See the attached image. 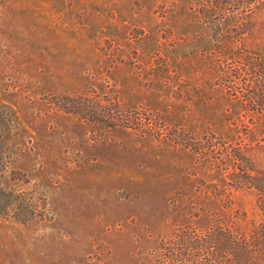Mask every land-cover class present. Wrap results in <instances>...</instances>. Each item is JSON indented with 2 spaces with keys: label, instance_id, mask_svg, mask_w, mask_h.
Here are the masks:
<instances>
[{
  "label": "rangeland",
  "instance_id": "obj_1",
  "mask_svg": "<svg viewBox=\"0 0 264 264\" xmlns=\"http://www.w3.org/2000/svg\"><path fill=\"white\" fill-rule=\"evenodd\" d=\"M225 8L0 0V264H192L184 235L263 221L264 0ZM61 95L142 126L95 130Z\"/></svg>",
  "mask_w": 264,
  "mask_h": 264
},
{
  "label": "trees",
  "instance_id": "obj_2",
  "mask_svg": "<svg viewBox=\"0 0 264 264\" xmlns=\"http://www.w3.org/2000/svg\"><path fill=\"white\" fill-rule=\"evenodd\" d=\"M208 1L218 6L215 15L220 16L227 11L226 6L240 0ZM211 13L214 14L213 11ZM211 17L212 14L209 15V19ZM229 20L228 16L227 22ZM211 22L214 23L212 20ZM59 105L67 108V112L79 116L95 130L106 132L116 126L130 127L140 124L142 126L138 114L124 108L117 101L104 103L97 98L61 95ZM256 111L260 114L262 108ZM118 121L121 122L120 125ZM252 188L261 194L257 203L263 213V221L252 223L246 233L236 234L224 218H219L215 228L205 231L200 236L184 235L180 238V245L193 252L197 251L192 254L183 253V256L188 258V262L192 264H264V184L253 185ZM15 196L12 191L4 189L0 181V217L9 215L12 206L10 204Z\"/></svg>",
  "mask_w": 264,
  "mask_h": 264
}]
</instances>
